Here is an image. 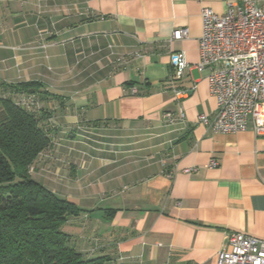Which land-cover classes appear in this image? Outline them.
Masks as SVG:
<instances>
[{
	"label": "crops",
	"instance_id": "crops-1",
	"mask_svg": "<svg viewBox=\"0 0 264 264\" xmlns=\"http://www.w3.org/2000/svg\"><path fill=\"white\" fill-rule=\"evenodd\" d=\"M226 6L0 0V97L10 85H42L37 115L52 144L29 174L84 210L65 230L85 256L216 264L231 233L264 239V135L250 123L214 133L197 120L216 112L209 71L197 68L201 11ZM181 28L187 38L172 40ZM175 51L188 69L172 86ZM164 113L183 122L168 126Z\"/></svg>",
	"mask_w": 264,
	"mask_h": 264
},
{
	"label": "built area",
	"instance_id": "built-area-1",
	"mask_svg": "<svg viewBox=\"0 0 264 264\" xmlns=\"http://www.w3.org/2000/svg\"><path fill=\"white\" fill-rule=\"evenodd\" d=\"M260 0H226V9L217 14L210 9L201 11V35L198 39V69H208L209 94L216 101L214 116L200 115L198 122L209 131L236 134L251 124L255 136L264 135V8ZM188 30L172 33V40L186 39ZM173 86L188 69L184 53L169 55ZM179 94V92H176ZM15 103L22 107L37 105L34 94H16ZM168 126L183 122L164 113ZM216 166L215 162L210 163ZM216 264H264V239L234 232L228 236V248L218 252Z\"/></svg>",
	"mask_w": 264,
	"mask_h": 264
},
{
	"label": "trees",
	"instance_id": "trees-1",
	"mask_svg": "<svg viewBox=\"0 0 264 264\" xmlns=\"http://www.w3.org/2000/svg\"><path fill=\"white\" fill-rule=\"evenodd\" d=\"M41 88L19 83L4 87L0 97V264H104L105 257H87L73 247L65 230L70 217L84 210L30 177L52 144L37 115L46 94ZM16 94H34L37 105H17Z\"/></svg>",
	"mask_w": 264,
	"mask_h": 264
}]
</instances>
